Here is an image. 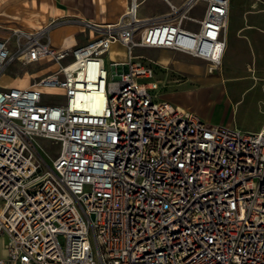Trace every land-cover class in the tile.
Listing matches in <instances>:
<instances>
[{
	"label": "built area",
	"instance_id": "obj_1",
	"mask_svg": "<svg viewBox=\"0 0 264 264\" xmlns=\"http://www.w3.org/2000/svg\"><path fill=\"white\" fill-rule=\"evenodd\" d=\"M142 1L83 44L58 47L44 28L0 37V77L17 60L55 66L28 87L0 84V264H264V129L162 98L170 81L134 52L182 51L215 71L230 0H203L197 28L186 21L200 0L146 17ZM114 41L126 60L110 72Z\"/></svg>",
	"mask_w": 264,
	"mask_h": 264
},
{
	"label": "rangeland",
	"instance_id": "obj_2",
	"mask_svg": "<svg viewBox=\"0 0 264 264\" xmlns=\"http://www.w3.org/2000/svg\"><path fill=\"white\" fill-rule=\"evenodd\" d=\"M56 0H0V14L3 19H0V30L8 36H11L10 44L14 41V27H19L30 31L39 28H44L48 35H51V30L59 26H69L74 34L73 41L67 45L74 46L87 42V40L95 33V23L106 24L115 22L119 16L126 10L129 0H62L65 11L57 12L54 10V2ZM59 1V0H57ZM177 1V0H175ZM205 3L203 0L197 1L191 9V14L196 16V21L187 20L186 25L192 28H197L200 19L203 16ZM168 9V4L165 0H144L138 8L139 16L145 17ZM249 10L245 15L244 11ZM250 23L264 27V2L258 0H230V12L228 19V29ZM93 30V32H92ZM53 35V33H52ZM51 35V36H52ZM134 52L142 55L146 61L153 60L156 77L164 81L171 78H184L181 81H173L172 87L184 90L192 86V77L194 74L211 79L215 77L223 69V65H218L213 72L209 71L210 62L201 57H197L182 51L166 52L159 47H136ZM126 56V49L118 42L112 44L111 49L104 55L106 67L111 72L112 66L110 61L114 58L121 59ZM167 59V61H163ZM230 64H240L238 56L234 55L228 58ZM50 62H34L24 64L20 61H14L7 66L0 77V84L4 85L9 81L16 79L15 83L28 87L30 83L38 80V76L42 75L47 70L53 69ZM187 76V78H186ZM225 83V82H224ZM227 87V84H225ZM210 86L216 87L215 84L208 83L201 85L196 89L194 94V104L200 111H207L212 114V118L220 119L225 114L227 109L226 100L223 103L216 104L219 93L215 90L209 92L207 89ZM23 87V86H22ZM51 91L60 92L56 88H50ZM165 90V89H164ZM163 91V90H162ZM162 95V93H161ZM261 94L248 92L243 95V103L239 109L248 108L250 111L249 119L253 123L264 122V112H262L261 102L258 99ZM46 101L55 102L62 101V96L46 95ZM209 99L214 100L213 103ZM260 108H258V105ZM204 118V117H203ZM205 119V118H204ZM225 123V122H220ZM238 127V126H237ZM241 128V127H239ZM243 130H247L241 128ZM248 131H259V129H250ZM42 144L54 150L56 144L50 140L42 139Z\"/></svg>",
	"mask_w": 264,
	"mask_h": 264
},
{
	"label": "crops",
	"instance_id": "obj_3",
	"mask_svg": "<svg viewBox=\"0 0 264 264\" xmlns=\"http://www.w3.org/2000/svg\"><path fill=\"white\" fill-rule=\"evenodd\" d=\"M172 1L176 4H181L184 0ZM54 10L59 12V14L60 12L65 11L64 3L62 0H56L54 2ZM167 10L148 16L159 15L166 12ZM248 11L249 10H245L244 15ZM3 18L4 17H2V14H0V19ZM95 24L103 25L99 23ZM15 28L18 27H14L13 29ZM71 32L72 29L69 26H59L52 29L51 35L52 33L53 35H50L52 43L58 47L68 46L67 44H69V42L71 43L74 39V34H72ZM7 36L8 35L0 30V37L4 38ZM163 50L166 52L174 51L169 48H163ZM234 55L238 56L239 61H241L240 64H230L228 62V58H231V56ZM114 60L124 61L126 60V56H123V58L121 59L114 58ZM163 61H167V59ZM221 65H223L222 71L216 74L215 77H211V79H206L205 77L194 74L192 77H190L193 79V87H189L181 91H178L179 89L174 88L171 85L173 81H181L184 78H171V80H168L170 82L164 88L165 90L163 89V91L161 92L162 98L169 100L181 107L195 111L210 123L225 122L247 130L253 128L259 129L260 131L264 129V122L253 123V121L249 119L250 110L248 108L242 110L239 109V106H241L244 101L243 95H246L248 92H254L261 94L260 98L257 101L258 103L261 102V108L263 109L262 112H264V27L250 23H244L229 30L227 22L226 47L221 59L220 66ZM15 80L16 79H13L4 85H18L15 83ZM208 83L215 84L216 87L210 86V88L208 87L207 89L200 90H208L209 92L215 90L217 93H219V98L216 104L223 103V99L226 100L225 102L227 105V109L223 117H221L220 119L212 118V114H209L207 111H200L194 104L193 100L194 94L196 92V89L194 88H199L201 85H205ZM225 84H227V87ZM19 86L25 85L19 84ZM209 101H211V103L214 102V100L212 99H209ZM257 105L258 108H260V105ZM7 238V234L0 232V257H5L7 255V250L5 247Z\"/></svg>",
	"mask_w": 264,
	"mask_h": 264
},
{
	"label": "bare ground",
	"instance_id": "obj_4",
	"mask_svg": "<svg viewBox=\"0 0 264 264\" xmlns=\"http://www.w3.org/2000/svg\"><path fill=\"white\" fill-rule=\"evenodd\" d=\"M95 25H98V24H95ZM98 26H104V24H103V25H98ZM18 28H19V27H18ZM18 28H15V29H18ZM114 43H116V41H114L113 44H114ZM122 46H123V45H122ZM111 47H112V45H111ZM110 49H111V48H110ZM32 84H33V83H30L29 86H31ZM13 86H19V85H13ZM21 87H22V86H21ZM23 87H24V86H23ZM53 88H55V87H53ZM56 89L59 90L58 88H56ZM59 91H60V90H59ZM88 106H89V105H88Z\"/></svg>",
	"mask_w": 264,
	"mask_h": 264
}]
</instances>
